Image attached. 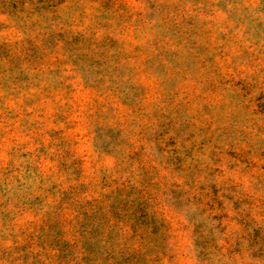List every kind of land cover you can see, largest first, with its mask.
I'll use <instances>...</instances> for the list:
<instances>
[{"label": "rangeland", "instance_id": "obj_1", "mask_svg": "<svg viewBox=\"0 0 264 264\" xmlns=\"http://www.w3.org/2000/svg\"><path fill=\"white\" fill-rule=\"evenodd\" d=\"M0 264H264V0H0Z\"/></svg>", "mask_w": 264, "mask_h": 264}]
</instances>
